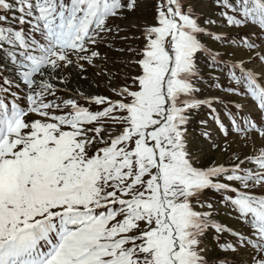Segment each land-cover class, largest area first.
<instances>
[{"label": "snow or ice", "instance_id": "snow-or-ice-1", "mask_svg": "<svg viewBox=\"0 0 264 264\" xmlns=\"http://www.w3.org/2000/svg\"><path fill=\"white\" fill-rule=\"evenodd\" d=\"M0 264H264V0H0Z\"/></svg>", "mask_w": 264, "mask_h": 264}, {"label": "rangeland", "instance_id": "rangeland-1", "mask_svg": "<svg viewBox=\"0 0 264 264\" xmlns=\"http://www.w3.org/2000/svg\"><path fill=\"white\" fill-rule=\"evenodd\" d=\"M117 23H120L125 31L119 33L115 40L109 37L98 45V50L101 53L100 57L96 58L91 64L81 61L83 70L76 65V57H73V65L63 68V74L68 77V82L60 87H66L68 92H59L58 95L67 98L71 93L80 90L85 92L86 95L111 96L112 87L122 85L125 82L131 83L128 77L135 74V68L127 63L130 54L127 52L121 53L119 49L129 46L136 49L142 44V38L138 30L128 31L124 22L117 21ZM125 34L128 37L127 40L122 39ZM189 131L194 136L199 134V130L194 125L190 127ZM222 216L228 222L226 213L222 212Z\"/></svg>", "mask_w": 264, "mask_h": 264}]
</instances>
